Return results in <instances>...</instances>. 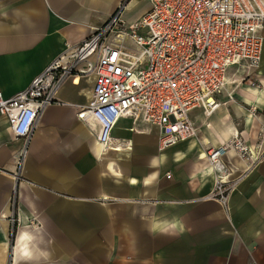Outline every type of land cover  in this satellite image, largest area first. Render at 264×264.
Returning a JSON list of instances; mask_svg holds the SVG:
<instances>
[{
  "label": "crops",
  "instance_id": "1",
  "mask_svg": "<svg viewBox=\"0 0 264 264\" xmlns=\"http://www.w3.org/2000/svg\"><path fill=\"white\" fill-rule=\"evenodd\" d=\"M121 1L0 0V91L13 96L58 57L69 59ZM149 7L127 0L125 21ZM259 33L264 41V26ZM231 66L221 106L211 115L192 110L195 136L167 148L158 125L121 117L101 151L78 117L93 96L94 72L59 87L17 181L24 140L0 117V264H264V49L258 67ZM237 130L261 159L224 207L210 195L225 173L207 154ZM233 160L241 170L249 165Z\"/></svg>",
  "mask_w": 264,
  "mask_h": 264
},
{
  "label": "built area",
  "instance_id": "2",
  "mask_svg": "<svg viewBox=\"0 0 264 264\" xmlns=\"http://www.w3.org/2000/svg\"><path fill=\"white\" fill-rule=\"evenodd\" d=\"M149 2V9L138 20L127 23V0H122L105 24L94 28L69 59L58 57L28 88L13 96L0 91V117H5L13 133L24 140L13 165L16 181L45 109L55 102L57 90L70 78L76 82L80 74L96 75L93 96L78 106V117L95 130L102 152L109 147L121 117L158 125L160 147L167 148L195 136L192 110L200 108L211 115L220 107L217 94L225 85L229 66L241 62L260 65L264 0ZM83 62L88 63L85 71L79 69ZM233 157L249 165L241 170ZM260 159L261 155L253 159L243 131H235L227 142L211 148L209 165L222 168L225 174L217 175L210 198L227 207L234 185Z\"/></svg>",
  "mask_w": 264,
  "mask_h": 264
},
{
  "label": "rangeland",
  "instance_id": "3",
  "mask_svg": "<svg viewBox=\"0 0 264 264\" xmlns=\"http://www.w3.org/2000/svg\"><path fill=\"white\" fill-rule=\"evenodd\" d=\"M234 67H232V66H230L229 68H228V71L230 70V69H233ZM247 79V78H246ZM252 83H254L255 84V81H253ZM224 91V89H222L221 90V93ZM37 224H38V222H37ZM36 223L34 224V229H36V230H39L40 228H41V226L40 225H37Z\"/></svg>",
  "mask_w": 264,
  "mask_h": 264
},
{
  "label": "bare ground",
  "instance_id": "4",
  "mask_svg": "<svg viewBox=\"0 0 264 264\" xmlns=\"http://www.w3.org/2000/svg\"><path fill=\"white\" fill-rule=\"evenodd\" d=\"M226 83H227V81H226V77H225V85H224L223 89L226 88ZM220 106H221V105H220Z\"/></svg>",
  "mask_w": 264,
  "mask_h": 264
}]
</instances>
